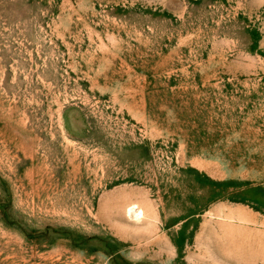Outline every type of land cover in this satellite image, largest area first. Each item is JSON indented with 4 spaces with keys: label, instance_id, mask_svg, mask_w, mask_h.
<instances>
[{
    "label": "rangeland",
    "instance_id": "obj_1",
    "mask_svg": "<svg viewBox=\"0 0 264 264\" xmlns=\"http://www.w3.org/2000/svg\"><path fill=\"white\" fill-rule=\"evenodd\" d=\"M0 264H264V0H0Z\"/></svg>",
    "mask_w": 264,
    "mask_h": 264
},
{
    "label": "bare ground",
    "instance_id": "obj_2",
    "mask_svg": "<svg viewBox=\"0 0 264 264\" xmlns=\"http://www.w3.org/2000/svg\"><path fill=\"white\" fill-rule=\"evenodd\" d=\"M136 205H133L130 210V213L133 214L134 216H136V218L141 217V215L143 214V211L140 210L138 207H135Z\"/></svg>",
    "mask_w": 264,
    "mask_h": 264
}]
</instances>
